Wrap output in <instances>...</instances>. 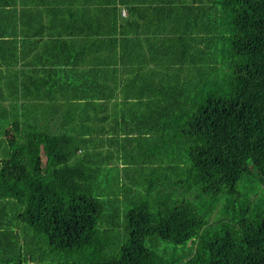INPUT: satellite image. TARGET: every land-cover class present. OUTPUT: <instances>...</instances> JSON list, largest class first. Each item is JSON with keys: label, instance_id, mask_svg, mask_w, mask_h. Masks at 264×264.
<instances>
[{"label": "trees", "instance_id": "obj_1", "mask_svg": "<svg viewBox=\"0 0 264 264\" xmlns=\"http://www.w3.org/2000/svg\"><path fill=\"white\" fill-rule=\"evenodd\" d=\"M9 1L0 0V9L26 20V38L53 30L46 0L19 7ZM117 1L149 4L144 10L133 4L138 20L123 40L117 15L110 16L112 27L88 0L78 2L94 22L78 20L64 31L72 35L89 25L103 39L100 46L112 48L107 60L97 61L99 70H110L101 79L116 75L122 87L136 88L139 110L120 128L123 138H112L107 128L109 136L99 139L82 120L85 109L98 113L94 84L60 74L54 80L49 72L51 87L32 81L30 89L23 88L29 76L23 69L1 76L0 264H264V0H180L179 8H172L177 0ZM7 19L0 18L3 33ZM154 36L158 45L148 56L129 47L135 40L141 51ZM3 44L2 69L12 62ZM95 85L113 97L114 87ZM42 92L49 109L39 115L40 126L21 111L27 95ZM129 98L124 91L114 106ZM17 99L22 102L12 103ZM113 141L120 155L108 153ZM84 158L98 167H105L99 158L108 165L136 162L123 168L130 183L148 178L139 190L133 183L128 195L118 184L106 191L111 178ZM250 175L256 187H246ZM140 189L147 196L164 192L158 195L163 205L154 209L155 203L131 198ZM120 196L128 206L123 219Z\"/></svg>", "mask_w": 264, "mask_h": 264}, {"label": "crops", "instance_id": "obj_2", "mask_svg": "<svg viewBox=\"0 0 264 264\" xmlns=\"http://www.w3.org/2000/svg\"><path fill=\"white\" fill-rule=\"evenodd\" d=\"M33 1V0H29ZM60 1L61 0H46V6L51 15H57L60 13ZM64 2H68L74 6H71L66 11L65 17L70 22H76L78 20L86 21L87 23L94 22L92 19H86V16L90 15V12L81 7V4L78 0H62ZM90 5L93 7L95 12V16L102 17L105 15L106 22L111 25L110 23V16L111 14L115 13L117 15V27L122 28L123 30V37L126 38L125 31L130 29V23L134 24L138 20L137 15L138 12L136 9H133L132 6L134 2L131 3H123L122 1H115V4L108 2L107 0H88ZM133 1V0H128ZM171 1V0H167ZM189 5L192 4L190 0H186ZM16 7L26 5L28 0H14L12 1ZM173 2V0L171 1ZM180 0H177L172 8H179ZM10 3L8 0L7 5ZM101 6L97 9L98 5ZM141 5L142 9L144 10L145 5L149 7V4L144 3H135L134 6ZM101 8V9H100ZM5 9V12H3ZM4 9H0V18L5 13V16L8 17L6 24H5V33L0 28V33L3 34L4 43L9 48L8 55L11 58V64L6 68L1 70L2 76H5L11 72L10 69H23V76L29 75L23 83V88H30L34 89L31 86V82H37L42 89L51 87L55 81L52 79L45 78L47 73L52 74V78L54 79L56 76L60 74L63 76L65 80L70 79L72 77H80L82 78L83 84L85 85H93V91L90 89L91 96L94 98L95 106L98 113H93L87 109H85L82 113V120L90 126L92 135L97 136L99 139L103 137L106 139L109 135L106 131L109 128L112 132V138L118 136V138H123L120 132V128L124 126L126 120L129 118V113L134 110H139L138 101L134 96L133 91L136 90L135 87H129L127 84L125 85L127 88H124L120 85L116 75L115 78L109 80V82L102 80L101 77L105 71L109 73V69L103 68L99 70L100 67L97 65V61L102 62L103 60H107L108 55H112V48H107L106 46H100V43L103 39L96 36L95 30L89 28V25L86 28L76 32L72 35H67L63 37H56L51 39L50 42H41L36 43L31 41L30 39L24 36V27L27 25L25 19L21 18L20 15L15 17H10L11 15V8L6 7ZM125 11V15H122L121 11ZM141 11V13L143 12ZM134 14V16H132ZM96 23V22H95ZM112 26V25H111ZM113 27V26H112ZM132 38V37H131ZM47 37L46 40H48ZM9 42V43H7ZM135 40L129 43V47L131 50L137 52L140 55L148 56L149 53L152 51V46L150 43L145 45L141 51H137L134 45ZM112 45V44H111ZM100 49H98V48ZM98 52V54H97ZM109 54H108V53ZM111 52V53H110ZM96 73L98 74V79H96ZM36 74V75H35ZM118 77L122 78V73L117 74ZM125 79H130L133 77L132 71L129 74L123 73ZM181 75L187 76V73H181ZM84 76H87L84 78ZM46 82H45V81ZM55 80V79H54ZM99 81L102 82L106 87L111 88L113 91V97H108L107 94L108 90L104 89L101 86L95 85V83ZM111 81V82H110ZM40 82L45 84V86H41ZM109 85L111 87H109ZM124 91H129L130 98L126 104L114 106L119 100L120 96ZM44 92L37 93L33 95H27L26 100V108L23 113L22 118L29 120L32 122L35 118L42 126L43 124V117L39 115L42 114L46 116L49 105H45L44 102ZM6 95V88L0 84V102ZM58 103H60V99H57ZM21 103V100H14L12 103ZM72 103H75V101ZM77 103V102H76ZM7 107V103L5 104ZM11 105V104H10ZM9 105V106H10ZM62 110L68 112L73 109L71 105H61ZM77 111L81 110L74 107ZM10 109H8L9 111ZM12 110V109H11ZM20 112V111H19ZM81 114V113H78ZM53 113L51 114V116ZM6 114H4L2 120L5 118ZM118 123L119 125H117ZM104 128V132L101 133V129ZM116 132V135H115ZM115 146L108 149V153L113 155V152H118L120 155V148L118 146L119 141H113ZM126 147L131 148V145L126 144ZM87 148L93 150V153L96 156H99L102 153V150L96 148L94 146H87ZM79 153V151H78ZM88 160L87 158H84ZM98 164L105 167H98L93 165L88 160V165L93 168H101L99 174L104 176V179L111 178V180L107 181V185H114L118 183H122L123 179L122 176L124 174L123 168L126 167H133L136 165V162H117L111 165L104 160L98 159ZM108 165V166H106ZM120 169L122 170L120 172ZM122 174V176H121ZM121 176V178H119ZM103 188H105L103 186ZM116 189V187H113Z\"/></svg>", "mask_w": 264, "mask_h": 264}, {"label": "rangeland", "instance_id": "obj_3", "mask_svg": "<svg viewBox=\"0 0 264 264\" xmlns=\"http://www.w3.org/2000/svg\"><path fill=\"white\" fill-rule=\"evenodd\" d=\"M103 1V0H101ZM71 6H74L68 2H64V1H60V13H58L57 15H51V13L49 12V10L47 9V7L45 8L48 12V15H49V22H50V26L53 27V30H49V29H45L43 31H41L38 35L36 36H33L32 38H30L31 41H34L37 45V43H41V42H50L51 39L53 38H56V37H63V36H67L68 34L64 31L68 26L72 25L73 23L75 22H70L66 17H65V14H66V11L68 10L69 7ZM101 6V4L98 5L97 9ZM101 9V8H100ZM95 13V11H93ZM16 13L19 14V9L16 8ZM97 13V11H96ZM122 14H124L122 11H121ZM47 37H49L48 40ZM155 36L153 37L152 41L150 42V46H152L153 49H156L158 43L155 44ZM133 41V40H132ZM4 40H1L0 39V84H1V76H2V57H3V50H4V44H3ZM155 44V45H154ZM11 71H13L12 69H10ZM27 80V79H25ZM10 108V106H9ZM170 134H168L166 136V139L170 141ZM153 138V137H152ZM152 138L150 140H148V142H152ZM25 140V138H24ZM23 140V141H24ZM172 143V142H171ZM144 147H146L147 145H143ZM167 155H169L170 153H166ZM117 162H121V160H118L116 161ZM127 168V167H126ZM122 170L120 169V172ZM159 174V173H158ZM148 173H145L142 175V177L140 179H138V177H135L137 180L134 181L133 183H136L137 186H138V190L139 188H143L144 187V184L146 183V179L148 178L147 177ZM122 176V174H121ZM121 176L119 178H121ZM122 179H123V182L122 183H118L117 185V188L119 187H125V189L128 190L127 192V195L131 193V190H132V187L131 185L133 183H130L131 181V174H127V173H124L123 176H122ZM259 182L254 180V178L250 175L249 178H248V181L246 182V187L248 188H253V187H256V185L258 184ZM112 189V187L110 185L107 186V190L106 191H110ZM143 190L140 189L139 191V194H133L131 196V198H135V199H144V201L148 202L150 205L154 204L155 203V206H154V209H156L157 206H162L163 205V202L161 201V198L158 197V195L160 196H166L164 192L162 191H159V192H156V193H152L151 195L147 196L145 194H142ZM167 192V191H166ZM158 198V199H157ZM169 203V202H168ZM118 206H119V215L120 217L123 219L124 218V215L128 209V206L126 204V202L124 201V198L123 196H120V200L118 201ZM151 207V206H150ZM108 209H111L109 206H108ZM151 210H152V207H151ZM9 216H10V213H8ZM105 214H108L107 212ZM122 230H124V227L121 228ZM188 247H190L189 245H187Z\"/></svg>", "mask_w": 264, "mask_h": 264}, {"label": "bare ground", "instance_id": "obj_4", "mask_svg": "<svg viewBox=\"0 0 264 264\" xmlns=\"http://www.w3.org/2000/svg\"><path fill=\"white\" fill-rule=\"evenodd\" d=\"M122 12L124 13V14H122V15H125V11L123 10Z\"/></svg>", "mask_w": 264, "mask_h": 264}]
</instances>
